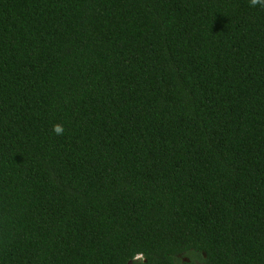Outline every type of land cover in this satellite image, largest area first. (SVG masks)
Wrapping results in <instances>:
<instances>
[{"label": "trees", "instance_id": "obj_1", "mask_svg": "<svg viewBox=\"0 0 264 264\" xmlns=\"http://www.w3.org/2000/svg\"><path fill=\"white\" fill-rule=\"evenodd\" d=\"M0 264H264V7L0 0Z\"/></svg>", "mask_w": 264, "mask_h": 264}, {"label": "clouds", "instance_id": "obj_2", "mask_svg": "<svg viewBox=\"0 0 264 264\" xmlns=\"http://www.w3.org/2000/svg\"><path fill=\"white\" fill-rule=\"evenodd\" d=\"M257 5L264 7V0H249V6L250 7H256ZM53 132L56 135H63L64 134V128L62 124H56L53 126Z\"/></svg>", "mask_w": 264, "mask_h": 264}, {"label": "rangeland", "instance_id": "obj_3", "mask_svg": "<svg viewBox=\"0 0 264 264\" xmlns=\"http://www.w3.org/2000/svg\"><path fill=\"white\" fill-rule=\"evenodd\" d=\"M185 259H186V257H185Z\"/></svg>", "mask_w": 264, "mask_h": 264}]
</instances>
